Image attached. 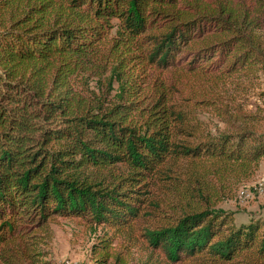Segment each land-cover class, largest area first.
<instances>
[{
	"label": "trees",
	"instance_id": "obj_1",
	"mask_svg": "<svg viewBox=\"0 0 264 264\" xmlns=\"http://www.w3.org/2000/svg\"><path fill=\"white\" fill-rule=\"evenodd\" d=\"M259 72L264 0H0V242L65 220L90 264H264V220L216 207L264 159L216 91Z\"/></svg>",
	"mask_w": 264,
	"mask_h": 264
},
{
	"label": "rangeland",
	"instance_id": "obj_2",
	"mask_svg": "<svg viewBox=\"0 0 264 264\" xmlns=\"http://www.w3.org/2000/svg\"><path fill=\"white\" fill-rule=\"evenodd\" d=\"M186 86V92L191 90L192 93L194 91L198 95H204V92L211 91L213 85L198 80ZM216 94L230 100L228 105L232 108L230 114L235 113L236 107L245 115L262 118L258 128L264 129V72L249 77L235 76L225 84H220ZM203 119L215 134L216 130L225 129L224 124L220 123L214 114L204 115ZM263 179L264 159L250 180L227 183L222 200L216 207L234 213L237 224L248 223L251 219L264 220V196L257 194L253 188ZM101 235V232L86 233L74 223L65 220H61L57 225H51L46 231L29 235L27 231L7 232L5 242H0V264H30L29 260L21 261V254L31 248L34 252L45 254L46 257L41 260L48 264H63L65 261L90 264L93 261V247L99 243ZM36 240L38 246L31 247L32 242ZM142 260H144L142 255H136L131 264H141Z\"/></svg>",
	"mask_w": 264,
	"mask_h": 264
},
{
	"label": "built area",
	"instance_id": "obj_3",
	"mask_svg": "<svg viewBox=\"0 0 264 264\" xmlns=\"http://www.w3.org/2000/svg\"><path fill=\"white\" fill-rule=\"evenodd\" d=\"M253 188L257 194L264 196V179L259 181L256 185H254ZM63 264H75V263H72L70 261H65Z\"/></svg>",
	"mask_w": 264,
	"mask_h": 264
}]
</instances>
